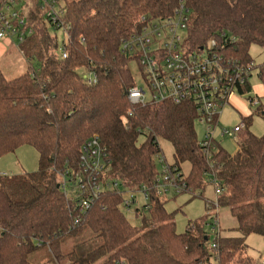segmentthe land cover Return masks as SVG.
Here are the masks:
<instances>
[{
  "label": "trees",
  "instance_id": "1",
  "mask_svg": "<svg viewBox=\"0 0 264 264\" xmlns=\"http://www.w3.org/2000/svg\"><path fill=\"white\" fill-rule=\"evenodd\" d=\"M55 1L57 25L38 7L24 16L33 33L17 47L28 62L27 72L11 80L0 73V158L21 146L38 155L36 171L0 174V264H38L43 249L57 264H210L208 214L177 233L175 212H167L153 191L160 174L158 139L172 146L169 167L184 184L178 194L198 192L200 198L211 176L217 181L218 207L229 211L238 233L220 235L213 250L218 264H256L244 252L251 235L264 243V133L249 131L253 115L264 122L259 99L255 112L241 119L236 152L228 155L216 145L209 162L195 135L191 104L141 106L127 99L136 85L128 68L134 58L122 51L121 41L137 29L140 14L167 17L181 0ZM183 1L189 10L187 50L206 49L215 40L225 57L252 63L264 86V63L255 66L249 54L251 46L264 50V0ZM46 23L66 36L59 55L50 52L58 47ZM89 72L96 78L91 85L82 77ZM251 93L248 80L237 90L249 104ZM93 137L106 150L104 180L119 188L103 191L75 223L77 199L64 194L61 176L77 170L82 146ZM184 164L189 165L186 175ZM142 186L150 196L142 207L147 215L134 226L121 204L129 191ZM210 203L205 201L206 212Z\"/></svg>",
  "mask_w": 264,
  "mask_h": 264
},
{
  "label": "built area",
  "instance_id": "2",
  "mask_svg": "<svg viewBox=\"0 0 264 264\" xmlns=\"http://www.w3.org/2000/svg\"><path fill=\"white\" fill-rule=\"evenodd\" d=\"M15 3L16 0H0V40L13 39L18 46L33 31L27 27L24 16L14 8ZM56 6V1L51 0L46 6L45 16L57 25ZM137 22V29L121 41L122 51L137 61L143 79V86L136 84L128 90L127 99L130 105L191 104L195 121L205 126L203 137L198 144L210 162V151H215L217 145L214 138L220 113L237 95V90L245 85L251 76L253 64L241 65L238 61L225 57L221 53L222 45L215 40L209 41L206 49L202 47L198 51H188L185 39L189 10L183 0L167 17L152 18L142 13ZM62 57L65 58L64 53ZM82 77L87 85L96 81L90 72L83 73ZM257 102L258 99L252 96L251 104L256 106ZM243 126V123H240L231 130L221 131L220 137L227 136L237 142L238 133ZM155 159L160 164V174L153 185L155 195L161 198L169 191L176 194L183 192L181 175H177V172L164 163L163 156L158 155ZM107 168L106 150L99 139L93 137L82 146L77 170L61 176L60 184L64 194L68 197L75 195L77 199L80 215L75 218V223L80 221L81 215L103 191L119 188L117 182L104 180ZM211 184L214 187L215 199L208 205L209 215L218 213L216 197L220 193L214 176H211ZM68 188L74 190L68 194ZM136 193L142 196L143 205L148 203V189L142 186L137 191H129L126 194L121 208L129 209L135 202ZM206 229L207 250L211 252V260L218 263L217 255L213 252L220 237L217 216L209 218ZM208 234L213 237L207 245L210 239ZM260 264H264V260Z\"/></svg>",
  "mask_w": 264,
  "mask_h": 264
},
{
  "label": "rangeland",
  "instance_id": "3",
  "mask_svg": "<svg viewBox=\"0 0 264 264\" xmlns=\"http://www.w3.org/2000/svg\"><path fill=\"white\" fill-rule=\"evenodd\" d=\"M49 2L50 0H18V2L15 3L14 8L17 12H19V14H21L22 16H26L28 11H31L35 8L37 9L38 7L40 9H38V11L40 15H42L45 12L46 6ZM59 6H63V3L61 1H59ZM55 10H58V5L55 7ZM44 20L46 19L44 18ZM46 26L48 35L52 38H55L54 42L58 47L57 49H51L50 52L59 55L61 53L60 50L62 43L66 41V36L62 29H54L48 23H46ZM249 54L255 66H259L264 63V50H262L261 48L257 46H251L249 49ZM32 66L36 68L38 66L37 62L33 61ZM128 68L134 78L135 83L137 85L143 86V79L138 63L135 59H131L128 64ZM0 69L4 73V77L8 80H11L26 73L27 68L22 65V62L19 63L16 60V57H8L7 55H5L0 62ZM256 74L257 70H252L248 82L251 85L252 91L258 92L261 95L258 105H260L262 112L264 113V86L259 82ZM259 86H261V89L263 90L262 94ZM255 107L256 106L249 104L246 96L235 95V97L230 100V104L222 109L214 139L217 145H219L228 155H233L236 152V142H234L227 136L220 137V132L224 130H231L235 126H239L241 123V117L248 113L253 114L255 112ZM204 130L205 126L195 121L194 131L198 142L202 139ZM249 131L255 136H262L264 133V122L257 114L253 115L252 117ZM158 145L161 151L159 155L163 156L164 163L172 165L173 149L171 144L163 139H158ZM37 161V152L32 147L21 146L16 149L14 153H9L0 158V173H8L7 175L10 176L12 174L18 175L23 173H31L36 171ZM188 170L189 165L184 164L182 166V173L186 175L188 173ZM73 190L74 188H68L66 189V192L70 194ZM197 195L198 192H195V195L192 196L188 193L173 194L171 191H169L161 197L162 200L165 201V209L167 210V212H175L173 220L175 223L176 232L183 233L188 221L200 219L207 213L209 218H211V216H217L220 235L237 236L238 233L235 231L236 223L230 216L228 210L221 208L219 209L218 207V213H210L211 215H209V211L206 212L205 210V201L212 202L215 199L213 185L209 182L208 184H206L203 196L199 198L197 197ZM134 196L135 202L131 205V207L129 209L121 208V210L132 225L138 226L141 222V219L147 215V212L145 208L142 209L144 203V200H142V196L139 193H136ZM136 209H141L140 216H135L134 210ZM209 236L210 239L208 240L207 245L212 241L213 235ZM245 244L247 247L244 253L250 255L255 260L256 264H260L261 261L264 260L263 241L258 236L251 235L246 238ZM38 264L57 263L51 262L50 253L47 250L43 249L38 252ZM210 264L218 263L211 260Z\"/></svg>",
  "mask_w": 264,
  "mask_h": 264
},
{
  "label": "crops",
  "instance_id": "4",
  "mask_svg": "<svg viewBox=\"0 0 264 264\" xmlns=\"http://www.w3.org/2000/svg\"><path fill=\"white\" fill-rule=\"evenodd\" d=\"M5 55H7L8 57H11V56H14V57H16V60L20 63V62H22V65L23 66H25L27 69H26V72H27V70H28V67H29V65H28V62L25 60V58L21 55V53L19 52V49H18V47H17V44H16V42L13 40V39H8V38H6V39H3V40H0V62L2 61V58L5 56ZM20 55V56H19ZM26 63V65L28 66H26L25 65V63ZM0 73H2L3 75H4V73L1 71V69H0ZM259 88L261 89V86H259ZM262 92H263V90L261 89V94H262ZM251 95L252 96H255L256 98H258V99H260V97H261V95L258 93V92H254V91H252V93H251ZM260 101V100H259ZM249 115H251V114H245L244 116H242L241 117V119L243 118V117H246V116H249ZM0 174H8V173H4V172H2V173H0ZM13 175V174H12ZM11 175V176H12ZM19 175V174H18ZM10 176V175H9ZM137 210V209H136Z\"/></svg>",
  "mask_w": 264,
  "mask_h": 264
}]
</instances>
